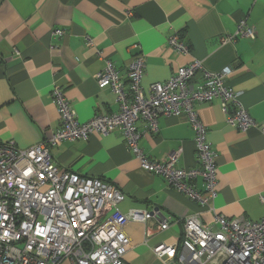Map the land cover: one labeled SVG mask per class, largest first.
<instances>
[{
  "label": "crops",
  "instance_id": "crops-1",
  "mask_svg": "<svg viewBox=\"0 0 264 264\" xmlns=\"http://www.w3.org/2000/svg\"><path fill=\"white\" fill-rule=\"evenodd\" d=\"M254 27V39L234 35L238 21ZM54 29L63 31L52 36ZM176 34L188 51L178 53L168 40ZM233 37L234 40L223 42ZM86 38L92 41L86 47ZM144 59L140 87L147 94L180 66L200 61L210 72L228 67L225 85L257 127L241 131L226 123L219 99L195 105L215 153L217 195L211 205L227 219L258 222L264 218V0H0V140L28 149L59 128L51 91L58 87L84 123L118 111L110 88L99 89L95 75L112 63L127 87V65ZM196 82H199L197 75ZM139 147L150 160L164 161L180 151L175 167L195 169L194 130L184 115L160 116L158 131L136 123ZM64 171L97 178L124 194L118 209L158 211L145 224L129 222L127 264H164L152 252L156 244L180 241L181 221L197 215L205 224L213 215L159 175L140 167L126 148L120 129L63 141L50 149ZM202 190V179L192 182ZM161 218H173L165 231Z\"/></svg>",
  "mask_w": 264,
  "mask_h": 264
},
{
  "label": "built area",
  "instance_id": "built-area-1",
  "mask_svg": "<svg viewBox=\"0 0 264 264\" xmlns=\"http://www.w3.org/2000/svg\"><path fill=\"white\" fill-rule=\"evenodd\" d=\"M236 28L234 38L254 39V27L246 19L238 21ZM62 34L60 29L52 31V36ZM229 40L234 39L222 41ZM168 44L178 53L188 51L176 34ZM91 45L86 38V47ZM143 68L142 55L134 56L127 65V87L110 62L95 75L99 89L108 87L116 95V113L95 115L80 123L62 91L54 87L51 94L60 124L50 138L24 150L0 140V264H127L126 224H145L159 217L158 211L121 213L118 204L124 194L119 189L97 178L61 170L50 154L60 142L85 141L94 133L107 135L115 129L121 130L126 148L144 171L161 176L168 186L208 207L213 215V223L205 225L197 215L184 217L180 241L156 244L151 252L155 257L164 264H264V218L254 223L227 219L215 214L211 205L217 195L215 153L205 140L206 129L195 105L219 99L230 127L241 131L257 127L239 104L238 93L225 85L230 68L210 72L200 61H192L177 68L164 83L151 84L147 94L140 87ZM179 114L194 130L199 168L175 167L180 151L164 161H154L139 147L138 120L156 133L160 116ZM259 129L264 134V126ZM197 178L202 179V190L192 183ZM261 201L264 203L263 197ZM173 222L180 221L160 217L156 228L165 231Z\"/></svg>",
  "mask_w": 264,
  "mask_h": 264
}]
</instances>
